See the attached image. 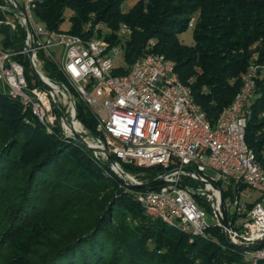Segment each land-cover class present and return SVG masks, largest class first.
Returning a JSON list of instances; mask_svg holds the SVG:
<instances>
[{"label": "trees", "instance_id": "16d2710c", "mask_svg": "<svg viewBox=\"0 0 264 264\" xmlns=\"http://www.w3.org/2000/svg\"><path fill=\"white\" fill-rule=\"evenodd\" d=\"M124 2L37 0L32 11L45 27L60 29L70 10L66 30L81 35L91 33L85 31L89 20L103 21L111 35L127 23V66L146 50L174 60L179 79L212 124L240 89L251 60L264 64V0H136L127 9ZM191 17L194 41L185 44L178 34ZM6 36L5 43L21 44L25 29L18 26ZM150 38L154 44L147 48ZM44 68L64 80L47 57ZM263 109L264 67L246 108L244 135L264 168ZM76 116L96 133L94 114L79 98ZM120 163L142 181L161 169ZM217 184L224 198L247 186ZM144 188L124 183L85 146L57 128L47 132L29 109L0 93V264H246L242 247L231 244L221 226L208 225L203 237L148 214L134 196Z\"/></svg>", "mask_w": 264, "mask_h": 264}, {"label": "built area", "instance_id": "2783aa9c", "mask_svg": "<svg viewBox=\"0 0 264 264\" xmlns=\"http://www.w3.org/2000/svg\"><path fill=\"white\" fill-rule=\"evenodd\" d=\"M36 1L0 0V93L17 100L23 110L29 109L47 132L54 133L57 128L64 138L93 147L85 146L91 157L105 161L130 186L143 181L120 162L159 165L156 177L163 182L155 188L134 190L136 200L148 214L205 237L210 224L224 230L217 216L224 210L231 239L244 245L246 264H264V168L244 138L246 108L264 64L251 60L240 89L212 124L193 99L189 86L179 79L174 60L152 50L126 67L117 58L123 54L131 32L127 23L121 22L113 35L103 21L93 20L85 24V31L91 30L89 35L49 29L33 15ZM193 23L191 17L189 25ZM18 26L25 29L22 43H5L6 35H12ZM53 44L61 45L60 57L48 51L47 58L64 80L46 73L45 57L39 54ZM153 44L150 38L147 48ZM117 67L125 71L115 73ZM77 98L91 108L95 134L77 118ZM261 115L264 118V109ZM73 132L80 135V141ZM105 150L113 161L108 160ZM183 179L193 183H184ZM217 182L224 188L245 183L259 192V199L251 205L242 203V190L233 198H224ZM196 197L202 201L197 203ZM204 201L210 205L213 222L206 219Z\"/></svg>", "mask_w": 264, "mask_h": 264}, {"label": "rangeland", "instance_id": "374dc122", "mask_svg": "<svg viewBox=\"0 0 264 264\" xmlns=\"http://www.w3.org/2000/svg\"><path fill=\"white\" fill-rule=\"evenodd\" d=\"M17 1H21V0H17ZM134 2V0H128V1H125L123 6L127 9L132 3ZM71 12L70 10H66L65 12V19L61 22L60 24V29H67L69 28V25H70V19H69V16H70ZM178 37L180 39L181 42L185 43V44H192L193 43V26L191 25H188V27L180 32L178 34ZM61 45L60 44H53V45H50L48 46L46 49L44 50H41L39 51V54H43L44 57H47V54H48V51H50L51 53H54V56L58 59L60 56V52H61ZM117 58L121 59L122 62H124L125 64V67H126V62L124 60V57H123V54H119L117 56ZM95 108V107H93ZM208 172H210L209 169H207ZM133 177L137 178V179H140L141 178L139 176H137L136 174H133L131 172H129ZM116 174V173H115ZM117 175V174H116ZM117 177H119L117 175ZM120 178V177H119ZM237 184H232V186L235 188ZM240 191V190H239ZM260 196L259 192L253 188H250L248 186H246L245 188L242 189V192H241V195H240V201L243 203V202H247V203H250L252 202L253 200L257 199L258 197ZM199 200H202V198L200 197L198 199V197H196V201L197 203H199ZM203 205L206 206V207H209L208 209H206V219L208 222H213V216L212 214L210 213V205L209 203H207L206 201L203 202Z\"/></svg>", "mask_w": 264, "mask_h": 264}, {"label": "water", "instance_id": "95a60500", "mask_svg": "<svg viewBox=\"0 0 264 264\" xmlns=\"http://www.w3.org/2000/svg\"><path fill=\"white\" fill-rule=\"evenodd\" d=\"M18 14L21 15V13L19 11H18ZM26 29H27V31L29 33H31V27H30V24L28 22H26ZM73 133H74V136H75L76 140L80 141V139H81L80 135L77 132H73ZM83 145L86 146L84 143H83ZM86 147L88 149H93V147H91V146H86ZM105 152H106L108 160L109 161H113L114 157L110 153H108L106 150H105ZM162 182H163V179L161 177H156V178H154L152 180L143 181V182L137 184L136 186H142V187H145V188H151V187H156L157 185L161 184ZM228 213L229 214L232 213V206H230ZM217 216H218V219H219L221 225L224 227V232H225L227 240L231 244H233V245H235L237 247H243L244 245L242 243H237V242H235V241H233L231 239V236H230V233H229L230 222L228 220L227 213L224 210H222V215H219L217 213ZM256 244H257V242L253 243V245H256Z\"/></svg>", "mask_w": 264, "mask_h": 264}, {"label": "bare ground", "instance_id": "6f19581e", "mask_svg": "<svg viewBox=\"0 0 264 264\" xmlns=\"http://www.w3.org/2000/svg\"><path fill=\"white\" fill-rule=\"evenodd\" d=\"M115 171L119 173V171L117 169H115Z\"/></svg>", "mask_w": 264, "mask_h": 264}, {"label": "crops", "instance_id": "0c3cea01", "mask_svg": "<svg viewBox=\"0 0 264 264\" xmlns=\"http://www.w3.org/2000/svg\"><path fill=\"white\" fill-rule=\"evenodd\" d=\"M125 1H128V0H125ZM135 1H136V0H134V2H135ZM134 2H133V3H134ZM133 3H132V4H133Z\"/></svg>", "mask_w": 264, "mask_h": 264}]
</instances>
